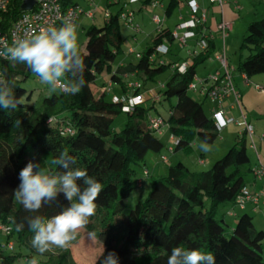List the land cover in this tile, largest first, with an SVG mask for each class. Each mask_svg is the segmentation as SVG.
<instances>
[{
  "label": "trees",
  "instance_id": "1",
  "mask_svg": "<svg viewBox=\"0 0 264 264\" xmlns=\"http://www.w3.org/2000/svg\"><path fill=\"white\" fill-rule=\"evenodd\" d=\"M61 2L65 7L78 4L77 0ZM177 3L178 0H169L167 16L175 11ZM20 4L21 0H13L0 12L4 29L21 14ZM120 11L111 13L102 27L86 30L85 50L80 51L85 60L86 86L78 94H49L40 103L23 102L14 111L0 109V226L9 228L5 243L13 241L11 248L17 247L6 255L1 253L0 264H14L22 256L27 262L40 257L37 264H76L69 249L56 258L38 254L29 243L33 233L26 226L17 232L13 223L32 215L14 196L20 183V170L31 161L56 171L51 162L63 150L76 158L74 167L87 170L103 186L95 215L85 227L90 233H96L103 246L93 264H99L103 254L111 251L117 253L120 264H166L171 250L177 246L212 252L216 264H264V230L254 227L251 214H237L234 226L223 217L216 218L219 204H233L246 186L248 176L252 175L244 134L237 135V142L208 170L190 172L181 161L168 165L164 176L151 178L145 199L124 213V201L134 188L135 167L141 166L143 176L149 177L145 157L148 152L160 153L165 145L148 128L149 111L155 107V101L149 107L143 103L123 111V101H114L113 96L107 98L108 90L99 95L93 92L92 87L100 75L104 71L111 72L112 62L120 53ZM195 31L199 33L201 26ZM171 33L168 27L160 28L151 44L138 53L135 63L119 66L111 74V82L123 88L124 95L128 89L122 80L123 74L132 73L144 82L155 81V77L170 66L158 58L162 54L156 48L168 45L173 40ZM215 48V39H208L207 46L191 56L192 63L185 71L180 72L176 63L159 90L161 99L175 98L168 117L163 118L168 124V133L177 139L172 152L190 150L195 136L207 143L217 136L211 114L188 90L196 75V65L209 58ZM243 50L249 54L239 62L238 70L248 76L264 73V18L248 24L239 47L240 53ZM188 58L190 56L180 63ZM0 70V79L8 81L15 96L23 99L26 89L22 83L34 73L26 65L10 61H1ZM144 90V84H140L132 88L131 95ZM119 113H125L126 120L116 131L112 124ZM136 185L141 188V177L136 179ZM59 202L62 206L68 203L62 194ZM61 210L54 204L45 206L39 214L48 217ZM22 247L26 251H22Z\"/></svg>",
  "mask_w": 264,
  "mask_h": 264
},
{
  "label": "rangeland",
  "instance_id": "2",
  "mask_svg": "<svg viewBox=\"0 0 264 264\" xmlns=\"http://www.w3.org/2000/svg\"><path fill=\"white\" fill-rule=\"evenodd\" d=\"M78 3L81 4L82 8L85 10H90L86 4V0H77ZM109 1V4L106 3ZM169 0H162V3L166 5ZM234 1V0H233ZM208 2V0H206ZM237 4L240 6L238 9L239 18L234 21L235 24L233 26V30L228 33L229 36L225 38L224 41V49L225 56L227 59L228 65L233 67L235 71H230L232 78V83L236 90L242 92L244 89H255L256 84H259L262 88H264V82L258 81L253 75L249 78L248 85H243L241 81L238 79L240 75V71L238 70L239 62L246 59L249 54L247 50H243L241 53L239 51L240 44L242 42L243 37L246 34V28L251 21L260 20L264 18V0H236ZM95 7L93 8V17H87L84 14L80 15L76 21L77 31H78V43L81 52L85 50L86 44V30L89 27L99 28L104 25V11L108 10L112 13L117 12L121 7L123 11H133V22L140 26V30L135 31L130 26L126 25L122 20H120V34L122 37V43L120 48V53L117 55L115 60L112 62V65L115 67L120 62H132L135 63L138 59V53L142 52L144 48L151 44V40L156 35L157 26L151 21V17L154 14H157L159 18L164 19V12L162 8L158 7H143L144 9H138L140 6V1L136 3H131L130 0H94L93 1ZM207 9V10H206ZM204 12L205 16L209 21L210 11L208 8L204 10L199 9V14ZM177 10L166 18V23L164 26L169 28H173L177 16ZM221 35V33H219ZM220 37V38H219ZM198 38L189 39L186 42V45H182L179 40L176 38L168 43L169 52L166 54L159 55L158 58L166 64H170L169 67L165 68L163 72L159 73L155 77V81H147L144 82L140 77H132V83H140L144 84L145 91L150 92L149 99L144 102V106L149 107L152 101H155V107L151 108L149 113L151 116H160L162 118H167L169 115L170 106L175 103V98H171L170 100L161 99V95L159 90L166 82V80L171 76L173 72V68L175 64L183 61L187 56V51L194 49L197 47L196 43ZM216 48L211 53L209 58L200 62L196 65V77L199 79L208 78L209 76L215 75L217 72H222V64L219 60L216 59V55L222 50L223 44H221V36H216ZM132 49L134 52L129 53L128 50ZM172 65V66H171ZM237 76V77H236ZM258 76L264 77V73L258 74ZM135 78V80H133ZM133 80V81H132ZM113 85V84H112ZM22 86L26 89V95L30 94V97L27 98L26 95L23 97L22 101L27 104L40 103L41 99L44 96L49 95L47 90V86L41 85L39 82V78L32 74L29 78H27ZM102 87L104 85H100V81L92 87L95 95H99ZM112 89V88H111ZM108 89L107 98L115 93L114 90L111 91ZM189 93L197 100L202 102L204 110L210 114V108L212 103L207 97L205 98L200 92H192ZM145 98V97H144ZM160 98V100H159ZM249 101V111L253 106V113L249 112L248 117L250 122L257 119H264V103H260L257 99L251 98ZM243 111L245 109L243 108ZM247 114V113H246ZM234 120L239 119V114L236 111H233ZM257 118V119H256ZM126 120L125 113H119L113 120V127L116 131H119L122 127L123 123ZM253 126V123H252ZM166 127L162 128L161 134H156L159 139L165 145L164 149L160 153L148 152L145 157V168L149 171V177L143 176L142 167L137 165L136 168V176L133 178L134 188L130 193V196L124 201L125 209L124 213L129 212L138 201L145 199L147 193L149 192L151 186L150 181L151 178H159L164 176L167 171V167L170 164H174L178 161L183 162L190 172H200L204 170H208L211 168L213 163L219 159L233 144L237 142V135L239 127H237L234 122L228 124L224 129L217 133L215 140L211 143H208L211 146V151L203 152L200 148V144L204 142L198 136H195L191 141V149L190 150H177L172 152L169 148L174 147L175 140L170 141V134L167 131ZM254 141L256 144L259 143V139L257 134L254 135ZM249 138L246 139V151L250 158V163L253 165L256 162V155L252 149L248 147ZM171 146V147H170ZM161 156H165L167 158L166 161L161 159ZM203 157L204 163L200 164L199 159ZM141 167V168H140ZM252 176V177H251ZM138 177L142 178V187L138 188L136 185V179ZM252 180L254 179L253 174L248 176L247 184L251 187ZM258 181V180H256ZM261 188V187H260ZM209 205V202H208ZM233 204L224 202L219 204L218 211L216 214V218L223 219L230 225L234 226L238 217H230L227 214L228 210H235L237 214H241L242 212H248L252 215V220L254 227L257 230H264V208L258 207L257 212H252V209L241 211L238 208H233ZM89 231L85 228L79 230V234L77 235L76 240H74L68 248L61 249L53 247L51 251L44 253L47 256L51 257H59L63 251L70 250V254L76 264H91L96 259V257L102 251V244L96 238L95 240L89 239ZM6 242V232L0 229V254H8L15 249L13 241H9L8 244ZM31 244V239L29 240ZM12 247V248H10ZM33 248V247H32ZM22 251H26L24 247L21 248ZM34 249V248H33ZM16 251V250H15ZM37 261H39L40 257H35ZM38 263V262H37ZM14 264H28L25 257H18Z\"/></svg>",
  "mask_w": 264,
  "mask_h": 264
},
{
  "label": "clouds",
  "instance_id": "3",
  "mask_svg": "<svg viewBox=\"0 0 264 264\" xmlns=\"http://www.w3.org/2000/svg\"><path fill=\"white\" fill-rule=\"evenodd\" d=\"M0 58L26 65L39 78L40 84L47 86L50 95H76L86 86L85 60L79 48L77 25L69 19L60 26L26 32L0 48ZM22 103V98L15 96L12 85L0 79V109L14 111ZM200 148L203 152L211 151L206 141ZM51 163L56 171L29 161L20 170V183L14 190L15 199L26 212L32 213L19 223L13 221L16 231L21 232L26 226L33 233L31 245L40 255L53 247L68 248L76 240L79 230L95 215L96 201L103 191L102 184L87 170L74 167L76 158L67 150L61 151ZM61 194L67 206L60 204ZM54 204L62 210L48 217L39 214L42 208ZM89 239L95 240L96 233H89ZM28 264H37L36 258L30 259ZM99 264H120V261L117 253L111 251L103 254ZM166 264H216V261L212 252L177 246L171 250Z\"/></svg>",
  "mask_w": 264,
  "mask_h": 264
},
{
  "label": "built area",
  "instance_id": "4",
  "mask_svg": "<svg viewBox=\"0 0 264 264\" xmlns=\"http://www.w3.org/2000/svg\"><path fill=\"white\" fill-rule=\"evenodd\" d=\"M13 0H0V12L5 11L8 5ZM34 4L31 9L21 10V14L11 23L7 29H4V26L1 23L0 16V48H3L7 45H10L14 39L22 37L26 32H39L41 29H45L51 26H60L65 19L71 20L73 23H76L78 17L84 14L87 17H93V8L95 7L94 0H86V4L90 10H85L80 4L63 6L61 0H34ZM140 0H130L131 3L139 2ZM210 3L222 4L224 0H208ZM22 2V0H21ZM185 3L189 9L188 15L183 18L180 16L178 23L175 26V29L172 31L171 35L173 39H177L181 42L182 45H186L187 40L198 38L196 43L197 47L187 51L188 58L187 61H184L180 64H177V68L180 72L185 71L186 67L190 65L191 56L195 55L198 50H202L207 46L208 39L213 38L210 33H207L206 30V16L204 12L199 14L200 5L198 0H185ZM162 7L160 0H152L149 4V7ZM202 10V9H201ZM111 15V12L108 10L104 11V18L107 19ZM119 18L126 25L133 28L135 31H138L139 25L133 22V11H123L119 12ZM152 21L159 25L160 18L158 15L154 14L151 17ZM197 26H201V31L196 33L195 29ZM232 23L230 21L222 20L216 24V29L221 33V39L223 41L222 50L216 55V59L219 60L222 64V72H217L215 75L209 76L205 79H199L196 75L193 77V80L188 85V90L192 92H200L205 94L213 103L212 108V119L214 121L215 130L218 132L223 129L228 124L232 123L234 120L232 117H225L223 111V101L227 97H232L233 101L228 105L230 109H238L241 113V121L238 122L242 126V131H244L250 138L249 146L255 149L254 142L252 141V135L254 133L253 126L247 121L246 115L241 111V101L240 95L236 91L233 83L232 76L230 71L233 70L232 66L230 67L227 63L224 49V41L228 36V33L231 31ZM160 29V28H159ZM158 29V30H159ZM156 51L161 54H166L169 51L168 45L161 44L156 48ZM129 53H132L133 50L129 49ZM138 56V55H137ZM1 61H7L3 58H0ZM1 73V70H0ZM109 86L111 83L109 82ZM132 88H138L139 83H132L129 85ZM257 88L261 89L260 86ZM114 101L122 100V110L129 111L134 106L143 104L146 100L143 93L132 94L126 97H112ZM166 127L168 129V124L160 116H150L148 120V128L152 130L155 134H161L162 128ZM68 130V129H67ZM171 139L175 140V136L171 134ZM260 139L264 140V134L260 136ZM177 140V139H176ZM175 140V141H176ZM176 143V142H175ZM172 150V148H169ZM163 161H166L165 156H161ZM254 179L262 181V186L258 191H252L247 186H244L240 193L237 195L233 208L245 209L248 203L253 205V209L256 210L259 206L264 207V163L258 162L253 167L252 172ZM137 185L140 186V180H137ZM227 214L229 216H235L236 212L228 210ZM0 229L8 232L9 228L0 226ZM11 248V247H10Z\"/></svg>",
  "mask_w": 264,
  "mask_h": 264
},
{
  "label": "crops",
  "instance_id": "5",
  "mask_svg": "<svg viewBox=\"0 0 264 264\" xmlns=\"http://www.w3.org/2000/svg\"><path fill=\"white\" fill-rule=\"evenodd\" d=\"M116 1V0H115ZM146 0H140V6H139V8L138 9H144L143 7L145 6V8H147L148 6H149V4H150V2L152 1V0H150L149 2H145ZM161 1V3H162V0H160ZM169 2V1H168ZM198 3H199V5H200V8L202 9V10H204L205 8H208L209 9V11H210V14H209V21H208V19H207V17H206V23H205V26H206V30L205 31H207V33H210L211 34V36L213 37V39H215L216 40V36L218 35V36H221L219 33V31L216 29V24L217 23H219L220 21H222V20H226V21H230L231 23H232V28H231V31L233 30V26H234V24H235V22L234 21H236L238 18H239V14H238V9L240 8V6L237 4L238 2H236V0H224V2L222 3V4H217V3H210L209 1L208 2H206V0H198ZM78 4H80V3H78ZM107 5L109 4V1L106 3ZM168 4V3H167ZM167 4L166 5H164L163 3H162V7H160V8H162V10H163V12H164V19H160V23H159V25H157L156 23H154L153 21H152V19H151V21L157 26V31H158V29L159 28H165V27H167V26H164V24L166 23V18H168L169 16H167V14H166V6H167ZM81 5V4H80ZM155 8V7H154ZM119 9H121L122 10V8L120 7ZM176 10H177V16H176V21H175V23H174V26H173V28H169L171 31H173L174 29H175V26H176V24L178 23V21H179V18H180V16L181 17H183V18H185L187 15H188V12H189V9H188V7H187V5H186V3H185V0H178V3H177V7H176ZM207 10V9H206ZM112 13V12H111ZM157 15V14H156ZM138 30H140V26H139V29ZM156 31V32H157ZM229 36V35H228ZM220 38V37H219ZM221 44H223V41H222V39H221ZM225 44V43H224ZM225 46V45H224ZM196 48V47H195ZM134 52V51H133ZM128 63H130V61L129 62H124V61H122V62H120L119 64H117V66H113V65H111V72H107V71H104L101 75H100V78H99V81H100V85H104V87H102V89H101V92L102 91H104L105 89L106 90H108L109 88L111 89V91H113L114 90V92L115 93H113L112 95H111V97L112 96H119V97H123V96H127V95H131V93H132V88L129 86L130 84H132V82H128V81H131V79H132V77L134 76L135 78L137 77L136 75H134V74H123L122 75V80H123V82L126 84V87H127V89H128V91L126 92V95H124V92H123V88H121L119 85H117L116 83H114V82H111V80H110V76H111V74L115 71V69L117 68V67H122V66H125L126 64H128ZM233 68V67H232ZM232 71H235V69L233 68V70ZM241 73H240V75L238 76V79L241 81V83L243 84V85H246V86H249L248 85V81H249V78H251L253 75H257V76H254L253 78H255L256 80H258V81H261V82H264V77H261V76H258V74H260V73H257V74H253V75H251V76H248L245 72H243V71H240ZM237 77V76H236ZM135 78L133 79V80H135ZM233 78V77H232ZM205 79V78H204ZM132 80V81H133ZM109 82L111 83V85L109 86L108 84H109ZM250 82V81H249ZM113 84V85H112ZM257 86H259V84H256V86H255V89H251V90H249V88L248 89H244V91H240L239 90V95H240V101H241V111L246 115V119H247V121L252 125V123H253V130H254V133H253V135H252V141L254 142V146H255V149H253V148H251L250 146H249V144L251 143L250 142V138H249V136L244 132V131H242V126L241 125H239L238 124V122L239 121H241V113H240V110H238V109H230V108H228V105L230 104V103H232V101H233V98L232 97H227V98H225V100L223 101V111H224V116L225 117H232L233 118V120H234V117H233V111H236L238 114H239V119L238 120H234L233 122H234V124L237 126V127H239L241 130H239V132H238V135H242V134H244V136H245V138L246 139H248L249 138V144H248V147L250 148V149H252L253 151H254V153H255V155H256V162L252 165L253 167L258 163V162H262V163H264V140H262V139H260V136L262 135V134H264V119H257V120H255L254 121V119H253V121L252 122H250V120H249V118H247L248 116V113L249 112H251V113H253V109H254V107L253 106H250V107H252L251 109H250V111H249V106H248V104H249V101H251L250 99L251 98H254V99H257L260 103H264V88H262L261 86V88H262V90L261 89H259V88H257ZM236 89V88H235ZM198 92V91H197ZM141 93H143V95H144V97H145V100H148L149 99V96H150V92H148V91H142ZM203 95V94H202ZM205 98L207 97L205 94L203 95ZM207 99H209L208 97H207ZM210 100V99H209ZM210 102L212 103V105H211V108H210V114L212 113V108H213V106H214V103L210 100ZM243 108L245 109V111L246 112H244L243 111ZM247 113V114H246ZM232 122V123H233ZM226 127V126H225ZM224 127V128H225ZM223 128V129H224ZM222 130V129H221ZM220 130V131H221ZM168 131V130H167ZM220 131H218V132H220ZM217 132V133H218ZM255 134H257V136H258V139H259V143L258 144H256L255 143V141H254V135ZM169 140L170 141H174L173 139H171V134H170V137H169ZM171 147V146H170ZM173 148V147H172ZM199 163L200 164H202V163H204V158L203 157H201L200 159H199ZM252 177V176H251ZM246 186L250 189V190H252V191H258L259 189H260V187L262 186V181H256V180H252V183H251V187H249L248 186V184L246 183ZM142 187V186H141ZM260 207H262V206H260ZM262 208H264V207H262ZM251 210L252 209V212H257V209L256 210H254L253 209V205L252 204H250V203H248L247 205H246V207H245V209H243V210H241V209H239V210H241V211H246V210ZM235 211V210H234ZM237 216V212H236V215L235 216H230V217H236ZM97 258V257H96ZM96 260V259H95ZM94 260V261H95ZM93 261V262H94ZM91 264H93V263H91Z\"/></svg>",
  "mask_w": 264,
  "mask_h": 264
},
{
  "label": "water",
  "instance_id": "6",
  "mask_svg": "<svg viewBox=\"0 0 264 264\" xmlns=\"http://www.w3.org/2000/svg\"><path fill=\"white\" fill-rule=\"evenodd\" d=\"M34 2H35L34 0H22L20 4V10L31 9Z\"/></svg>",
  "mask_w": 264,
  "mask_h": 264
}]
</instances>
